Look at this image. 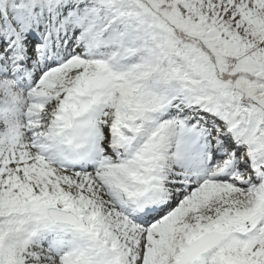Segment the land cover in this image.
Wrapping results in <instances>:
<instances>
[{
  "label": "snow or ice",
  "instance_id": "snow-or-ice-1",
  "mask_svg": "<svg viewBox=\"0 0 264 264\" xmlns=\"http://www.w3.org/2000/svg\"><path fill=\"white\" fill-rule=\"evenodd\" d=\"M0 264H264V0H0Z\"/></svg>",
  "mask_w": 264,
  "mask_h": 264
}]
</instances>
